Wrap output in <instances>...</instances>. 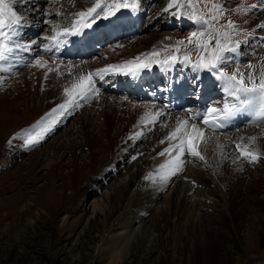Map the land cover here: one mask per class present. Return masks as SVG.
Masks as SVG:
<instances>
[{
	"label": "rangeland",
	"instance_id": "374dc122",
	"mask_svg": "<svg viewBox=\"0 0 264 264\" xmlns=\"http://www.w3.org/2000/svg\"><path fill=\"white\" fill-rule=\"evenodd\" d=\"M28 1L35 3L29 5ZM39 1L16 0L14 4L30 20L31 28L40 30L34 45L29 44L32 40L26 37L28 32L21 36L28 48L47 45L61 27L69 26L76 0H63L65 6L56 3L60 0H53L55 5L50 1L41 7ZM222 1L234 6L239 0H219ZM171 2L140 0L145 15L140 20L141 31L116 43H106L83 70L100 69L111 63L122 65L127 59L155 50L157 56L146 57L151 61L175 50L173 46L180 40L185 43L179 45V52L183 55L190 49L192 61L200 53L209 52L212 57L211 50L219 39L221 45L235 48L234 52L224 54V70L238 69L245 77L254 72L258 82L264 66V49L257 51L264 34V28L259 27L264 19L262 13L251 24L240 25L239 19L235 25V30L245 31L251 37L226 38L222 35L229 29L225 14L213 21L210 28L178 19L179 14L189 17L198 9L197 15H216L212 9L214 0H200L195 9L187 7L188 0ZM45 9H50L53 18L40 24L41 17L51 15ZM56 9L61 12L59 15ZM120 24L125 22L119 21L115 26ZM192 32L204 35L188 43ZM254 35H258L256 40ZM204 41L208 42L207 50L197 47ZM53 62L48 61L43 68L31 65L33 71L27 79L21 73L29 66L19 70L7 64L4 69L8 70L0 69V264H196L199 257L193 229L202 226L205 232L212 233L209 245L213 249L208 264H264V158L246 162L239 158L235 147L238 143L248 144L247 150L254 151L249 137L232 138L235 146L230 148L216 147L218 161L212 154L216 148L200 143L198 150L204 159L192 156L184 169L173 175L170 185L164 187L151 166L157 151L167 148L165 134L176 126L162 121L149 127L151 123L147 121L131 136L124 137V129L137 117L132 113L122 116L126 122L116 125L111 141L104 108L114 116L113 101L124 97L109 92L76 97L75 106L71 108L73 104H69L52 113V109L70 98L71 86L78 83L82 73L78 63L74 68H66L56 63L59 61ZM49 68L52 71L45 79ZM65 88H69V93H65ZM217 97L215 102L220 101ZM68 111L74 113L67 116ZM180 111H171V115ZM116 112L122 114L123 108ZM258 126L255 130L260 131ZM29 136L39 139L29 145ZM90 140L95 142L93 147ZM162 140L164 147L160 148L158 141ZM242 162L245 169L238 170ZM192 174H198L200 179ZM236 175V185H242L239 200L245 209L238 229L236 215L231 211L233 189L228 188ZM254 180L261 182L257 197L263 200V208L255 204Z\"/></svg>",
	"mask_w": 264,
	"mask_h": 264
},
{
	"label": "bare ground",
	"instance_id": "6f19581e",
	"mask_svg": "<svg viewBox=\"0 0 264 264\" xmlns=\"http://www.w3.org/2000/svg\"><path fill=\"white\" fill-rule=\"evenodd\" d=\"M68 1H69V3H71V0H68ZM93 2H94V0H76V1H73V6L71 7V13L73 14V13H76V12L82 10V9H86L88 7H91ZM112 2H113V0H112ZM112 2H110V3H112ZM121 2H123V0H121ZM224 2H226V1H222L221 4L224 5ZM56 3L58 5H61V6L67 5L66 2L64 3L63 0H60ZM38 4L40 5V7L44 6L45 4L49 5V3H47V0H40L38 2ZM52 4L55 5V2ZM171 4H177V3L171 2ZM228 5H230V4H228ZM228 5H224V14H225V17L228 21L229 20L233 21L234 25H238L239 19H241V21H242V22H240V25H245L247 23L254 21V18L258 17L261 13L264 16V0H239L235 3L234 6H228ZM249 5H255V7L248 8ZM241 8H248V10L247 11H241ZM56 11H57L58 15L61 13L57 9H56ZM128 11H129V9L121 10L119 12V14L124 13V12H125V14H127V13H129ZM135 15H142L140 7H139V10L136 11ZM68 17H70V16L68 15ZM71 19L74 20V19H76V17L73 15V18H71ZM131 20L132 19L127 21L125 18H123L121 21H124L125 24H127V23L130 24ZM101 21L105 22L106 25H109L111 23L114 26H115V24L119 23V21L117 22L114 19L101 20ZM68 23H69V21H68ZM262 24H264V19L262 22H260L259 25H262ZM255 25H256V27H258L257 23ZM66 27H68V26H66ZM100 27H101V24L98 23L97 25H94L93 27L87 29L88 32H94V35L90 39H88L86 41V43H82L81 41H79V43H73L70 46L61 47L62 54L66 55L68 57L65 59H62L60 62H56V63L61 65L60 67H62V66L66 67V68L76 67L77 64L72 62L71 60H74V59L77 60V59L81 58L85 53L91 52V51L95 50L97 47H99V43L97 41H95L94 38H96L97 34L103 33V30ZM97 28H98V30H96ZM61 29H63V28L61 27ZM61 29H59V30L57 29V30L60 31ZM31 30L32 31H29L30 33L37 31V30H33V29H31ZM237 30H239V29L235 30V28H229V29H226V33H228V35H230L233 38L243 36L244 40H246V38L248 36H250V37L252 36L251 34H248L245 31H242V33H241V31H237ZM106 34L111 39L114 38L111 33L107 32ZM54 35H52V36H54ZM179 36L182 37L181 35H179ZM49 40H51V39L49 38L48 41ZM36 42H37V40H32L31 43L35 44ZM46 42H45V44H46ZM251 43H253V42H251ZM255 47H254V49H255ZM261 48L264 49V41L260 44V47H258L257 51H260ZM109 49H112V48H109ZM178 54L179 53H177V52L174 53L175 56H178ZM238 54H237V57L240 58V56ZM211 55L213 56L212 51H211ZM201 57L205 58L204 62H207L208 59L212 58V57H210L209 52L202 55ZM132 58H130V59H132ZM44 61L53 62L54 60L52 61V60L48 59L47 57H43V61H41V62L43 63ZM55 61H57V60H55ZM143 61H144V59L141 60V62H143ZM176 62L172 63V64L175 65ZM33 64H34L33 62L30 63L29 67L23 73H21L23 78H25V79L28 78V76L30 75L29 73L33 71V69H31V65H33ZM86 64H88V63H86ZM111 64L115 65L117 63H111ZM106 65H108V64H106ZM106 65H102V66L104 67ZM221 65H222V62L220 63L219 67H221ZM102 66H99V67H102ZM121 66H123L125 69H129V67H131V66L125 67L123 64ZM79 67L82 71L81 75L87 77V74L89 72L88 68H85L83 70V67L81 65H79ZM223 68H222V70L224 72H226V70H224ZM199 71H200V75H199L200 79L194 86H191L189 89L187 87L181 88L178 91H176L174 94H172L171 96H167V97L156 96V97H154V104H152V101H146V100H143L141 98L138 99V101H134V100L131 101L127 98H118L117 100H114L113 101L114 103L112 102L113 106H114V111H115V113L113 114L114 116L110 115L109 109L104 108V117H105V120L107 123V128H108L107 135H108L109 139L112 141V139L110 138V135H111L112 131L115 129L116 125L120 122H122V123L126 122L122 116H126V115L129 116L128 114L133 113L137 117L134 120V122L132 123V125H130L129 128L124 129V132H123L124 137L131 136L136 131L137 128H141L147 121L151 123V124H149V127L152 125V123H154V127H155V123H160L162 121H166L168 123H173L175 126H177V121H181V132L179 133L180 137L185 138L187 136H192V135L199 137L200 134L194 133V130H193V125H196L198 129L203 131L204 139L201 142V145L203 147H207L209 145H212V147H214V149H215L216 147H219L222 145V146H226V147L230 148V146H235L233 144L232 138H236L237 140H238V138L240 140H242L241 138H243V140H244L247 137H255L256 140L253 143V145L255 146L256 149L254 151L259 150V152L264 153V122L253 123L254 128H253V126L252 127L251 126L250 127L242 126L243 123H240L239 126L237 128H235L237 131H234V130H232V131H230V130L229 131H220L218 129H214L213 128L214 126L211 124H208V125L204 124L203 118L207 114L206 110L212 106L218 107V103H216L215 101H212V100H210V101H212L211 102L212 104L208 105V102L206 100L208 97V94L206 92L207 87L209 84H213L214 85L213 87L219 90L222 86H224L225 81L220 79L219 73H217L215 71V69H204V68L200 67ZM233 72H235V71H233ZM233 72L227 71V73H229V74H231ZM240 73H242V72H240ZM96 76H97L96 73L93 72V80H94V84H95V86H93V87L98 90V92H93V93H95L97 96L98 94H100L99 92H106L105 90H108L109 88H108V85H105L104 89L102 90L97 85L98 79L94 78ZM212 77L215 78V81H210ZM78 83H79V79H78ZM109 83L111 85H114V82L112 79H109ZM113 89L117 90L118 88L113 87ZM100 95H102V94H100ZM224 99H229V101H230V100H232V97L229 96V98H226V96H224ZM122 102H125V103H122ZM160 102L167 104V109H169L170 112L171 111L175 112L178 110H181V111L175 113V116H172L171 113H168L167 111H165L164 109H161L159 107V106L164 107L163 105H161ZM50 104H53V102H50ZM119 107L123 108V113L118 115V113L116 111H118ZM222 107H218V108H222ZM124 112H126V113H124ZM157 112L162 113V115L157 117L156 116ZM72 113H70V114H72ZM169 115H171V116H169ZM214 115L221 116L222 114L216 113ZM151 117H153V119H150ZM252 117L253 118L255 117L254 109L245 108V109L239 111L233 118H231L229 120V124L236 125L239 122H241L240 120H242L243 118L244 119H250ZM142 118H143V120H142ZM125 119H126V117H125ZM153 120L155 122H152ZM185 120L187 121V124H183V121H185ZM257 126L261 129L260 131L255 130V128ZM85 129L88 131V126L85 125ZM141 133H143V131H141ZM167 135L168 134H165V137ZM87 139L88 140L90 139V135L87 136ZM158 142H159L158 145L160 148L164 147L163 143H161V141H158ZM237 142H239V141H237ZM89 143L91 144L92 147L95 145V142L92 140H90ZM175 143H177L176 140L168 139V142L165 146L168 148L169 145L175 144ZM183 146L186 150L185 153H187V148H188L187 142H185V144ZM217 150H219V148H216L212 153L213 157L215 158V161L219 160V159L218 160L216 159L217 157L215 156V153H214ZM161 151L163 152L164 148L158 150L157 153L154 155V162L151 166V170H154V174L157 175L156 177L159 180H160V175L162 173H165L167 171V168L162 169L158 166L160 165V163H163L162 165H165L166 162L170 161L173 157H175L177 155V152L179 150L173 149L171 151V153H165L164 155H160ZM220 155L221 154H219V157H220ZM191 157H192V155L186 156V154L182 157V159L184 160V163L181 165V170L184 169V167L186 166V163L191 161ZM93 160L95 161V158H93ZM197 161H198V159H197ZM244 169H245V163L242 162L241 166L238 170H244ZM263 170H264V167H263ZM77 175L78 176L80 175L79 171H77ZM192 175L195 176L196 178L200 179L198 174H192ZM172 177H173V175L169 179H167V181L164 182V187H166L167 185H170ZM238 179H239V175H236L235 180L230 181V184L228 185L229 190L233 189V192H232L233 193V203L231 206V211L234 212L236 215L235 220H236V224H237L236 225L237 229L240 226V222L243 218V213L245 211L244 207L241 204V201L239 200V197L240 196L242 197V195H241L242 185L240 182L236 185ZM174 181H177V180H174ZM254 181L257 184L255 187H253V192H254L253 194H254V197L256 199L255 204L259 208H261V206H262L261 202L263 200L261 199V197L260 198L257 197L258 193L261 189L260 188L261 182L258 180H254ZM154 200H155V198H154ZM154 203H155V201H154ZM262 208H263V206H262ZM154 209H155V207H154ZM155 210L161 211L164 209H160L157 207ZM263 226H264V221H263ZM133 231L134 232L136 231L135 227H133ZM193 231H194V233H196V235L194 234V239H195V244H196L195 248H196V254L199 257V263H196V264H208V262H209L208 260L210 259L211 255H212L211 251L213 249L209 245V238H212V233L209 234V233H207V231L205 232L204 226L195 227L193 229ZM124 232H127V231L124 230ZM203 252H204V254H203Z\"/></svg>",
	"mask_w": 264,
	"mask_h": 264
},
{
	"label": "snow or ice",
	"instance_id": "6c2138e0",
	"mask_svg": "<svg viewBox=\"0 0 264 264\" xmlns=\"http://www.w3.org/2000/svg\"><path fill=\"white\" fill-rule=\"evenodd\" d=\"M16 0H0V69H4L5 63L17 60L19 58L20 52L27 51L28 46L22 41V21L23 16L17 12L14 8ZM175 3V0H173ZM200 3V0H188L187 7H191L195 9V4ZM140 7V0H113L112 3H108L107 0L105 2H101V0H94L91 7L86 9H82L73 15L76 19L72 20L68 27L57 31L56 34L50 39L54 41L59 47L61 43H65L60 39V37H71L82 34L87 29L93 27L99 20H110L116 17L121 10L129 9L132 11H138ZM171 7V5H169ZM255 7V5H249L248 8ZM248 8H241V11H247ZM212 9L215 11L216 15H197L196 11H193V14L188 18L200 23L201 25H206L208 28L212 26V22L217 18L224 15V5L219 2V0H214L212 4ZM228 28H235L233 21L229 20L227 24ZM259 27L264 28V24ZM208 30V29H206ZM198 35L203 36L204 33L192 32L188 37V43L193 42V38ZM226 38L228 33H223ZM185 41L180 40L177 41V44L173 47H176L177 51H179V45H183ZM237 44L240 42L237 41ZM207 41L203 43H199L197 47H203L207 50ZM45 49L51 51L48 45H44ZM120 47H123L121 45ZM213 56L211 59H208L207 62H204V57H199L195 63V67L204 68V69H215L219 72V77L221 80L225 81L224 91L228 93V95L234 98L236 102H225L222 108H218L216 106L209 107L206 111L207 114L203 118L204 124H211L214 127H225L226 122L233 118L239 111L247 108L254 109V115L258 119H264V66H262L259 73V80L256 81V77L254 72L249 73L247 77L243 73H240L237 69L235 72L229 74L224 72L222 68L219 67L220 63L225 59L224 54L226 52H234L235 48H229L225 45H221L220 40H216V47L211 50ZM158 53L154 50L150 53H142L136 57H133L131 60L123 61L122 64L125 67H129L127 72H124L125 75H131L136 77L142 72L144 69L149 67V62L141 63L143 57H151L157 56ZM178 57L175 55H171L163 61L157 60L155 63H163L167 65L168 63H175ZM43 57H38L33 63L34 66H38L40 68L45 67L47 61L43 63ZM184 61L186 63H191L190 57L188 55L184 56ZM120 65L108 64L104 68L96 69V75L100 78H103L105 75L112 74L110 70L119 68ZM251 68V65H249ZM8 70V69H4ZM52 69L49 68L45 73V79H47L48 73L51 72ZM79 83H74L71 86V96L65 103L57 105L56 108L52 109V113L57 112L60 109L66 108L69 104L75 105L76 97H84L87 93L98 92L97 89L93 87L94 80L93 74L89 72L87 77L81 75L79 78ZM247 81V82H246ZM65 93H69V88L64 89ZM239 105V106H238ZM221 113V116H216L214 114ZM162 113L157 112L156 116L159 117ZM143 120V118H142ZM152 122H155L154 120ZM183 124H187V121H183ZM194 133H199V139L196 138L195 135L187 136L185 138H181L179 133L181 132V121H177L176 128L170 132L165 139H173L176 140L177 143L169 145L168 148H165L160 155H164L165 153H171L173 149H178L177 155L173 157L170 161L166 162L165 165H161V168H167L165 173L160 175L161 182L167 181L172 175H175L177 172L181 170V165L184 163L182 157L185 155L184 144L187 142L188 148L187 153L194 157H199L200 159H204L198 150L199 144L203 141V131L198 129L196 125H193ZM19 135V134H17ZM39 137L29 136L27 139V143L31 145L35 141H37ZM243 140V138H241ZM250 143H254L256 138L249 137ZM195 141V143L193 142ZM161 143H164L162 140ZM248 144L238 143L236 148L240 152V157L248 160L250 163H254L257 160L264 158V153L256 151H248ZM135 159V157H133ZM147 178V177H146Z\"/></svg>",
	"mask_w": 264,
	"mask_h": 264
}]
</instances>
